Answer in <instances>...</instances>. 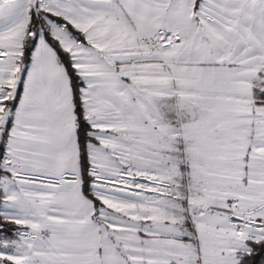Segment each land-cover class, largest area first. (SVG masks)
<instances>
[{"label":"snow or ice","instance_id":"obj_1","mask_svg":"<svg viewBox=\"0 0 264 264\" xmlns=\"http://www.w3.org/2000/svg\"><path fill=\"white\" fill-rule=\"evenodd\" d=\"M0 264H264V0H0Z\"/></svg>","mask_w":264,"mask_h":264}]
</instances>
